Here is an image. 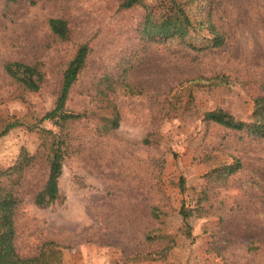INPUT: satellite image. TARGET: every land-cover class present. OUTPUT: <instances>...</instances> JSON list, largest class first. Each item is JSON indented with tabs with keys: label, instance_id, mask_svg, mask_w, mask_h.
I'll list each match as a JSON object with an SVG mask.
<instances>
[{
	"label": "rangeland",
	"instance_id": "rangeland-1",
	"mask_svg": "<svg viewBox=\"0 0 264 264\" xmlns=\"http://www.w3.org/2000/svg\"><path fill=\"white\" fill-rule=\"evenodd\" d=\"M180 1L194 23L209 19L224 35L221 48L197 55L142 42L137 25L145 8L160 11L161 0L129 10L117 0H0V132L11 121L23 124L0 138V169L12 168L22 149L36 155L18 191L15 246L22 257L50 247L57 252L52 264H264V138L204 118L221 109L251 122L254 100L264 96V1ZM51 18L67 22L71 41L51 34ZM207 35L197 31L196 44ZM80 44L90 53L66 110L90 116L64 129V201L38 209L32 198L46 181L48 157L27 126L53 108ZM12 61L40 65L38 92L10 79L4 65ZM105 75L124 78L138 93L117 90L119 128L101 133L109 112L97 109L93 92ZM216 75L230 83L199 81ZM43 127L58 132L51 122ZM234 159L242 170L228 186L207 188L203 175ZM181 209L190 210L186 221Z\"/></svg>",
	"mask_w": 264,
	"mask_h": 264
},
{
	"label": "trees",
	"instance_id": "trees-1",
	"mask_svg": "<svg viewBox=\"0 0 264 264\" xmlns=\"http://www.w3.org/2000/svg\"><path fill=\"white\" fill-rule=\"evenodd\" d=\"M10 3L17 0H7ZM118 8L129 10L137 6H144L145 0H117ZM264 1V0H262ZM161 9L155 12L145 8V13L136 28L137 37L147 44H177L185 50L192 51L197 55L214 49H219L225 44V38L209 19L194 23L183 7L180 0H161ZM51 34L61 42L72 39V32L65 20L51 18L48 21ZM206 28L208 35L200 44H196V33ZM90 53L87 44L77 46L74 55L62 72L60 88L58 90L54 106L43 116L38 118L33 125H28L29 131L37 132L41 139L40 147L47 151L48 174L44 185L35 193L32 204L38 209H46L56 203L64 201L59 191V180L63 173V162L66 157L67 135L64 129L67 124L89 118L88 112L74 113L66 110V102L72 86L76 83L80 73L86 66ZM5 73L16 84L29 92H38L44 83L45 76L39 64L28 65L22 62L12 61L4 65ZM211 87L228 85L226 76H212L200 78ZM194 83V81H192ZM118 89H123L127 94L135 95V91L123 79L115 80L109 75L100 77L94 84L93 100L97 109L108 110L109 115L102 118L99 127L101 133H108L119 128L120 116L117 107L113 104L112 97ZM192 103V96L188 94ZM181 100L169 101V106L180 103ZM206 121L214 123L228 130L246 132L255 138H264V96L254 100L252 106L251 122H243L234 119L221 109L208 111L204 114ZM51 122L58 128V132L47 130L43 123ZM23 126L18 120L7 123L0 132V138L10 130ZM148 143V140H145ZM36 155H30L22 149L14 166L7 170L0 169V264H52L57 259V252L48 247L39 254L24 258L15 246L16 229L15 216L20 204L19 188L24 179V172L32 166ZM242 170V162L234 159L231 163L218 164L207 171L203 178L207 188H225L233 176ZM179 186L185 189L184 179L181 178ZM207 196V193L205 194ZM204 196V198L206 197ZM156 211V210H155ZM190 210H180L183 221H186Z\"/></svg>",
	"mask_w": 264,
	"mask_h": 264
}]
</instances>
